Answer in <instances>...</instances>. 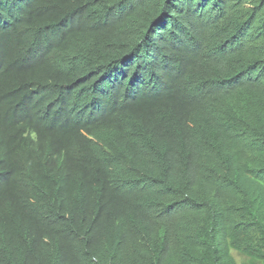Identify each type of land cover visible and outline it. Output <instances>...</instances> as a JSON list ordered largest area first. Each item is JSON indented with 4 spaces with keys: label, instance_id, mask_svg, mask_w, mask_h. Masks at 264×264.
<instances>
[{
    "label": "trees",
    "instance_id": "obj_1",
    "mask_svg": "<svg viewBox=\"0 0 264 264\" xmlns=\"http://www.w3.org/2000/svg\"><path fill=\"white\" fill-rule=\"evenodd\" d=\"M0 264H264V0H0Z\"/></svg>",
    "mask_w": 264,
    "mask_h": 264
},
{
    "label": "clouds",
    "instance_id": "obj_2",
    "mask_svg": "<svg viewBox=\"0 0 264 264\" xmlns=\"http://www.w3.org/2000/svg\"><path fill=\"white\" fill-rule=\"evenodd\" d=\"M95 195H92L91 193H84V192H80V195H79V199L80 198H92L94 197Z\"/></svg>",
    "mask_w": 264,
    "mask_h": 264
}]
</instances>
